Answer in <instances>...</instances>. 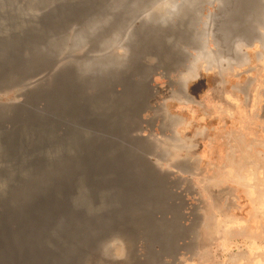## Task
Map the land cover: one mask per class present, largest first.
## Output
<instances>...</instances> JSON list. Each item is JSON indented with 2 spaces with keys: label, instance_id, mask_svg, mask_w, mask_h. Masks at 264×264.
<instances>
[{
  "label": "rangeland",
  "instance_id": "1",
  "mask_svg": "<svg viewBox=\"0 0 264 264\" xmlns=\"http://www.w3.org/2000/svg\"><path fill=\"white\" fill-rule=\"evenodd\" d=\"M184 1L83 20L50 42L43 70L46 50L30 48L32 70L1 78L0 119L50 73H70L88 94L131 78L147 95L137 131L151 143L146 156L183 198L187 233L164 264H264V0H188L187 15L173 13ZM158 18H169L162 43L171 30L188 39L129 69L142 56L132 28L144 20L150 33ZM132 238L112 235L82 264H137L150 242Z\"/></svg>",
  "mask_w": 264,
  "mask_h": 264
},
{
  "label": "water",
  "instance_id": "2",
  "mask_svg": "<svg viewBox=\"0 0 264 264\" xmlns=\"http://www.w3.org/2000/svg\"><path fill=\"white\" fill-rule=\"evenodd\" d=\"M157 1L0 0V82L32 70L30 48H44L50 63L40 69L51 67L49 44L67 28L109 12L141 17ZM187 2L173 13L186 14ZM115 18L122 26L123 17ZM155 21L150 33L144 20L132 28L142 56L129 69L188 39L171 30L162 43L169 18ZM50 75L52 82L26 88L0 119V264H82L115 234L150 242L137 264H164L188 228L182 196L147 158L151 143L137 132L146 93L128 77L122 91L88 94L70 73Z\"/></svg>",
  "mask_w": 264,
  "mask_h": 264
},
{
  "label": "bare ground",
  "instance_id": "3",
  "mask_svg": "<svg viewBox=\"0 0 264 264\" xmlns=\"http://www.w3.org/2000/svg\"><path fill=\"white\" fill-rule=\"evenodd\" d=\"M167 59V58H166Z\"/></svg>",
  "mask_w": 264,
  "mask_h": 264
}]
</instances>
